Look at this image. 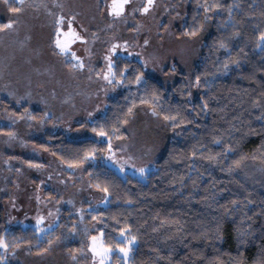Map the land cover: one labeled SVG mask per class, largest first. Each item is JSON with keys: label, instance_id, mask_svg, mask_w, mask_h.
<instances>
[{"label": "trees", "instance_id": "trees-1", "mask_svg": "<svg viewBox=\"0 0 264 264\" xmlns=\"http://www.w3.org/2000/svg\"><path fill=\"white\" fill-rule=\"evenodd\" d=\"M218 2L222 8L204 12L205 4L215 8ZM5 4L14 8V0ZM185 11L178 36L193 37L185 32L196 29L199 36L208 25L192 67L197 98L190 99L178 69L165 90L139 61L117 57L112 66L117 94L86 125L99 138L47 133L32 144L77 166L121 138L136 107L152 108L169 133L164 153L144 179L122 176L101 162L86 167L90 185L107 197L102 209L87 216L89 223L99 222L103 246L127 247L134 237L128 264H264V178L252 172L264 167V118L257 119L264 117V50L257 47L264 33V0H188ZM63 224L62 218L41 233L28 226L5 229L0 218V238L8 250L26 246L38 254ZM112 256L121 262L117 251Z\"/></svg>", "mask_w": 264, "mask_h": 264}, {"label": "rangeland", "instance_id": "rangeland-1", "mask_svg": "<svg viewBox=\"0 0 264 264\" xmlns=\"http://www.w3.org/2000/svg\"><path fill=\"white\" fill-rule=\"evenodd\" d=\"M110 2L25 0L23 5L14 2V8L22 9L15 13L0 0L1 26L13 23V28L0 31V218L5 229L28 226L41 233L64 219L47 251L32 254L26 246L0 249L5 264H99L100 257L91 249L107 248L99 222L89 223L87 216L102 209L107 197L90 185L87 165L101 162L122 176L144 179L166 149L168 124L145 105L132 111L121 138L83 164L64 165L32 144L47 133L99 138L86 125L117 94L106 57L112 66L117 57L139 61L165 90L173 86L178 69L190 99L198 96L192 67L198 63L208 25L199 36L176 34L183 27L188 0H154L147 13L143 8L148 0H131L120 18L107 14ZM58 39L69 49L67 54L56 48ZM113 45L118 46L114 52ZM72 52L83 69L72 68L78 62ZM252 172L264 178V167ZM112 254L104 264H123L122 259L113 262Z\"/></svg>", "mask_w": 264, "mask_h": 264}, {"label": "snow or ice", "instance_id": "snow-or-ice-1", "mask_svg": "<svg viewBox=\"0 0 264 264\" xmlns=\"http://www.w3.org/2000/svg\"><path fill=\"white\" fill-rule=\"evenodd\" d=\"M4 2L7 3L8 0H4ZM14 2H16V3L20 4V5H23L25 3V0H14ZM130 2H131V0H111V2L106 5L107 14L109 16H112L113 18L122 17L124 12H125V6L130 4ZM153 3H154V0H148V5L143 8V12L147 13L149 11V9L152 7ZM203 7H204V12L208 13L210 11L219 10L220 8H222V5L218 2L215 5V8H209L206 4ZM232 7L233 6H229V8H228L229 15H231ZM21 10L22 9L20 7H16V8H12L11 9V11H13L15 13H18ZM134 11H135V9H134ZM206 19H211V17L210 16H206ZM57 23L58 24H62L63 23V18L58 20ZM69 24H71V21H69ZM11 28H13V23L4 24V25L0 26V31H4L6 29H11ZM198 31H199V29H196L195 31H192L191 33L185 32V35L195 36ZM73 34L76 35L75 33H73ZM76 38L79 39L80 37L78 35H76ZM259 41L260 42L257 44V47L258 48H262V50H264V47H262V45H264V33H262L260 35ZM144 43L147 44L148 41L145 40ZM55 46H56V48L59 49L60 54H62V55L67 54L68 51H69V49L65 45H63L60 42L59 39L56 41ZM116 47H118V46L117 45H113V49H112L113 52L115 51ZM220 47L224 48L226 46L224 44H221ZM71 55H72L73 59H76L78 61L77 64H73L72 65V68L73 69H76V68L83 69L84 64L82 62H80L78 57H76L75 52H72ZM105 59L108 60L109 75H112V73H111L112 61H111L110 57H106ZM227 67H228V65L226 63L225 64V69H227ZM109 75H106L104 78H105V80H108V83H112V80L109 79ZM141 79H142L141 76H137L136 82L140 83ZM197 80H199V78H197ZM261 118H264V117H257V119H261ZM165 119H169V118L165 117ZM172 119H175V118L173 117ZM99 135L103 136L104 133L101 132V133H99ZM215 143L219 144L220 141L217 140V141H215ZM228 151H231V149H229ZM29 166L30 167H39L38 165H29ZM236 166H239V162H237ZM140 171H141V173H143V169H141ZM233 203L235 204L236 202L234 201ZM249 203H251V201H249ZM39 223H40V220L37 221V225H39ZM123 235H124V233L122 232L121 236H123ZM93 239L95 240V238H93ZM125 239L127 240V238H125ZM135 243H136V240L133 237L131 240H127V245H128L127 247H119L118 249L107 248V249H103L102 251H97L96 248L93 247L91 249V251L93 252V256L94 257H96V256L100 257L99 264H104V261L106 259H108L109 255H111L114 251H118L119 253L122 254V256L118 257V259H122L123 260V264H128V260L130 258V253L132 252L131 245H134ZM0 249H3L5 252H7V250H8V245L3 242L2 238H0ZM45 251H47V250H45ZM38 254H40V253H38ZM72 258L76 259L75 256H73ZM5 260H6V257L3 256V255H0V264H5Z\"/></svg>", "mask_w": 264, "mask_h": 264}]
</instances>
